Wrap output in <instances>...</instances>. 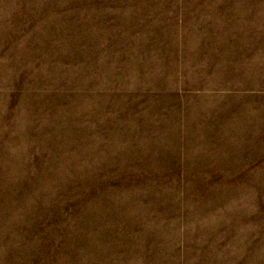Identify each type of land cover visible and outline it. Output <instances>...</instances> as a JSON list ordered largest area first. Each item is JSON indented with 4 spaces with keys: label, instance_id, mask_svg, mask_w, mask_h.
Returning <instances> with one entry per match:
<instances>
[{
    "label": "rangeland",
    "instance_id": "rangeland-1",
    "mask_svg": "<svg viewBox=\"0 0 264 264\" xmlns=\"http://www.w3.org/2000/svg\"><path fill=\"white\" fill-rule=\"evenodd\" d=\"M0 264H264V0H0Z\"/></svg>",
    "mask_w": 264,
    "mask_h": 264
}]
</instances>
